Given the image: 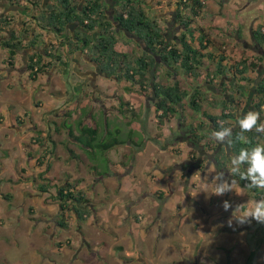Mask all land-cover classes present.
<instances>
[{"label":"rangeland","instance_id":"1","mask_svg":"<svg viewBox=\"0 0 264 264\" xmlns=\"http://www.w3.org/2000/svg\"><path fill=\"white\" fill-rule=\"evenodd\" d=\"M171 1L158 0L159 3L150 5L148 14L153 17V13L162 14L169 11ZM244 2L245 0H240L238 4ZM0 4L1 11L4 4L2 2ZM261 6L262 3L243 12L228 11L223 19L230 21L231 25L237 28H242L240 18L242 16L245 17L244 19L252 18L258 14ZM10 14L15 18L16 12L11 11ZM159 14L157 17L160 16ZM161 16H165V13ZM160 19L162 26L168 25L169 20L164 22L165 19H169L168 15ZM199 19L195 21V25L205 26L206 24L198 21ZM172 30L175 31L177 28ZM62 35H64L63 31ZM116 36L117 46L121 47L126 36L121 32L116 33ZM124 49L128 54L129 51L138 52L132 43H128ZM6 59L3 58L1 62L10 67ZM15 59L17 68L11 76L5 77L6 74L0 72V111L2 110L6 115L0 120V264H185L182 263L185 259L189 264H210V259L207 256L202 257V254L210 251L211 255L210 247L213 245H217V252L211 255V264L215 262L230 264L225 254L230 251L226 248H230L227 244H232V239L238 247L234 251L235 260L240 256L241 246L236 241V234H233L235 229H229L226 234L220 230L224 225H228L227 220H224L226 217L221 218V214L225 212L221 210L222 203L218 205L217 212L221 217L218 216L217 219L223 220H217L220 223L216 225V229L212 227L210 229L209 209L203 203L197 205L196 200L187 197V194L194 190L192 184L195 180L192 179L195 176L188 171L189 163L183 164L185 172L178 174L177 168L181 166L179 161L184 155L186 156V153L178 146L168 148L175 138H183L186 133L183 128L176 127L177 117L172 115L174 119L171 120L169 127L165 130L160 129L161 126H157L156 118L151 114L152 105L145 99L147 95L141 93L137 86L129 95L130 98H126L127 105L137 114V118L140 116V104L141 107L144 106L145 118L142 123L134 119L135 129H129L128 136L127 126L130 123L128 124L127 121L130 112H123L120 109L118 111L119 102L103 99V103L110 104L109 108H117V113L112 112L110 116H106L110 128L107 127L111 129L110 131L118 129L117 136L126 138V143L108 150L87 148L80 141L77 143L69 140L62 129L58 128V131L53 132L54 126L57 128L58 123L66 122V125H70L78 133L76 121L81 115L82 121L86 120L87 114L83 115L80 109H71V102H68L69 104L55 102L61 106L63 116L51 115L50 112L54 111L53 106L47 107L46 104L41 106L39 101L48 100L49 95L53 93L61 96L60 93L63 91L56 92L57 89L53 90L52 86L43 87L44 81L40 83L41 85L34 84L35 82L28 78L25 68H22L19 57L16 56ZM263 63L261 61L260 65ZM208 65L206 63L200 67L203 70L202 76L204 72L209 71ZM154 69L155 67L152 68L155 74ZM175 70L179 74V67L176 66ZM156 75L161 82H165L166 78L162 74L158 72ZM148 76L149 73H146L145 77ZM255 76L256 74L252 72V80ZM75 77L77 76L71 75L66 83L58 78L55 81L60 89L65 86L70 92L68 84L73 85ZM184 79L183 82L186 83ZM166 81L168 82L169 79ZM126 83L129 84L122 79L117 81L110 77L100 78V91L97 94L100 93L102 98L108 95L111 89V94L114 91L113 94L117 92L121 95V92H128L125 90L129 87ZM131 86L133 88L135 85L132 83ZM86 89H89L88 86ZM251 91L252 87L247 86L243 96H238L241 103H245L247 98L251 101L254 97ZM118 97L122 99L121 96ZM134 97L139 101L138 107L136 102L131 100ZM233 99L237 100L236 97ZM82 101L85 103V112L89 110L93 113L94 108L98 113L97 140H100L105 132L102 124L103 111L91 103L93 99L89 97V92L87 95L84 94ZM124 107L123 104L121 108ZM72 113L75 114L74 118ZM120 114L122 115L118 116ZM66 117L67 120L62 121ZM194 117L195 115L192 118ZM260 122L264 121L260 120ZM62 124L59 126L62 127ZM45 125L49 126V131L48 127L46 131ZM165 132L169 139L162 142L159 137ZM82 138L83 141L86 140L84 136ZM260 142L263 143L261 140ZM163 143L167 144L164 145L165 151L157 150ZM143 144L147 147L145 151L138 152L136 149L134 152V146L141 147ZM66 148H70L72 154ZM207 151L208 154L211 152ZM133 153L140 157V163L148 164V169L152 170L148 173L154 174V178L150 179L147 175L143 177L142 173L137 172L138 170L129 171L126 168ZM146 156L149 158L145 161ZM207 157L204 156L196 173L202 170L204 165L210 164L211 161ZM192 158L193 156L189 159ZM196 160L199 163V157ZM175 161H178L176 165ZM167 162L169 164L162 167ZM157 168H160L162 176L157 174ZM219 171L223 170L216 169V172ZM40 172L41 175L38 174ZM102 176L108 178L100 181ZM64 180L71 182L74 190H81L87 200L85 204L87 214L83 220L77 221L71 210H67L64 216L67 226L60 227L58 221H61L62 217L58 214L57 202L53 200L55 187L50 186L47 191L42 192L38 190V184L49 182L59 185ZM214 221L216 222L211 220V223ZM243 235V241L247 244L250 234L243 232ZM258 240L256 239L254 250L250 253V259H258L256 264H264V239ZM248 249L250 248H246Z\"/></svg>","mask_w":264,"mask_h":264},{"label":"trees","instance_id":"2","mask_svg":"<svg viewBox=\"0 0 264 264\" xmlns=\"http://www.w3.org/2000/svg\"><path fill=\"white\" fill-rule=\"evenodd\" d=\"M110 1L112 5L103 3L101 0H87V2L81 0H50L48 2L6 0L4 3V5L7 4L8 8L6 12L17 9L20 15L28 17L26 21H19L9 13H0V32L3 33L0 37V46L6 51L7 63L12 65L13 55L24 48L22 47V40L32 32L30 23L43 31L45 30V34L51 33L53 38H57V42L65 47L64 54L80 51L87 57L90 53L89 61H94L101 76L110 77L117 81L122 79L127 81L130 87L132 83L138 81L137 88L141 93L149 92L152 94V112L156 118L157 126H162L168 122L173 114L182 111L184 105L194 113H198L200 118L205 120L198 119L186 126L188 142L195 149L192 153L197 152V158L199 157L197 167L201 166L200 162L203 161L204 156L211 157L216 169L227 166L225 164L229 163L230 167L225 168L231 173V176L239 184L245 186L252 198L260 197L264 189L248 187L250 181L241 178V174L246 173L248 167L251 166L250 162L245 161L238 166V170L234 171L236 166L233 165L232 160L239 156L242 149L251 151L252 148L259 145V140L263 142H260V145H264V133H258L253 129L251 132L242 134L246 140L238 139L241 135L240 128L237 124L232 129V125L240 116L237 117L236 113L227 107H223L217 114L206 113L202 110L201 105L206 96L202 98L201 90L195 88L194 81L201 75L198 73H201L199 67L206 63L208 65L209 61L215 60L212 53L206 51L210 43L208 33L201 26L195 25L196 19L201 18L204 12L206 0H175L171 27L178 25L183 31L175 35L173 39L169 38L167 27L160 26L155 17L148 14L144 0ZM23 3H28V6L22 5ZM30 11V15L26 14ZM72 22L75 23L77 29L78 27L82 29L73 30L72 35H62L66 25ZM260 26L251 30V38L258 49H262L264 43V31H260ZM118 32L126 36L122 46H128V43H132L138 52L129 51L128 54L116 48V33ZM39 35L40 33H36L28 41H25L26 47L32 48L25 59V68L30 80H33L37 73L50 67L52 63L61 61V54L49 48L52 45L51 41L47 42L49 46L46 45L47 47H44L41 52L42 44L45 41L42 40L37 45ZM54 44L57 46V43ZM216 58L214 68L209 67V71L204 72L200 79L205 80L207 78L204 82L212 84L214 77H220L223 80L229 76V81L221 80L218 82V91L227 94L228 102L234 103L236 101V106L242 104L238 96H243L247 86L252 87L251 93L254 97L251 99V106L255 112L260 113V120L263 119L264 63L260 66L257 64V61H262L261 55L241 56L227 66L221 64L225 56L220 54ZM203 59H206V62H203ZM157 66H161L162 70L164 69L163 75L169 79L167 83L154 80L155 74L152 68ZM176 66L179 67L183 75L192 78L188 90L183 89L181 82H179L178 73L175 70ZM247 71L256 74L253 80L247 76ZM146 73H149L148 77H145ZM125 90L129 91L130 88L126 87ZM234 97L237 100L234 101ZM127 103L120 98L118 111L130 112L128 118L130 121L136 118L137 114L129 108ZM123 104L124 109L121 108ZM86 113L83 112V115ZM90 119H93L92 115H90ZM129 121H127L128 124ZM221 123H223V127L232 129L231 144L226 142L228 144L227 153H225L224 147L210 144V141L206 139L212 130L219 131L221 129ZM98 125V121L95 122L93 119V125L87 126L80 117L76 121L77 135L73 136L70 126H66L65 130L68 137L74 138L77 143L80 141L83 146L91 149L96 147L100 150H108L113 146L126 143V138L117 136L119 134L118 129L110 131L111 129L108 127L101 135L100 140H97V136H99ZM55 131H58V128L55 127ZM129 133L130 130L127 136ZM83 136L85 141H83ZM66 150L72 154L70 148H66ZM207 150L211 151L212 156L208 154ZM38 174L41 175V172ZM50 186L55 187L53 200L57 202L58 214L62 217L61 221H58V226H67L64 218L67 210H71L77 221L83 220L87 214L85 205L87 200L83 197L81 190H74V185L67 180L59 185L41 182L38 184V190L45 192ZM58 244L56 243V245Z\"/></svg>","mask_w":264,"mask_h":264},{"label":"crops","instance_id":"3","mask_svg":"<svg viewBox=\"0 0 264 264\" xmlns=\"http://www.w3.org/2000/svg\"><path fill=\"white\" fill-rule=\"evenodd\" d=\"M42 1L48 2L50 0H42ZM239 1L240 0H206V8H205L203 14L201 15V18L198 21H203L204 24H206L205 26H201L208 33V36L210 39V43L208 44V48L206 49V51L208 53L209 52L212 53V55L215 57L214 61H209V64H210L209 67L210 68H212V67L214 68V64H215V61L217 59L216 57H218L220 54L225 56L224 60L221 61V64L224 66H227L229 63H232L233 61L238 60L241 56L261 55L262 61L264 62V43H263L262 49H258L256 44L253 42V40L251 38V30L255 29L257 26L261 25L259 27V29L261 32L264 31V0H245L244 3L238 4ZM260 1H262V2H260ZM144 2H145L146 9H149L150 5H152V4L159 3L158 0H144ZM104 3H106L108 5H112V2L110 0H104ZM261 3H262V6H261L260 10L258 11V14L252 16V18H249L250 20L244 19L245 18L244 16H242L240 18L241 23L243 24L242 28H240V27L237 28L236 26L231 25L230 21L223 19V17L226 14H228V11L229 12H231V11L243 12V11L251 9L252 7L257 6ZM170 4H171V7H170L169 11L163 12L162 14L158 13L160 15L158 17H157V15H158L157 13H153L154 14L153 16L156 17L155 19L160 24V26H162L160 23V20H162V19H160V18H164L168 15L169 19H165L164 22L169 20L168 21L169 23L167 25L168 35L170 37V34L173 33L171 36V38L173 39V38H175V35H177L178 33H180L183 30H182V28H179L178 25H174L175 27H171L172 20H173V12H174V8H175V0H172L170 2ZM10 13L11 12H9V14ZM164 13H165V16H161ZM26 14L30 15L31 12L26 13ZM15 18H17V20H19V21L20 20L26 21L28 17L22 16L19 13H16ZM209 21H211V23H208ZM203 22H201V23H203ZM198 26H200V25H198ZM31 28H32V32H30V35L27 38L22 40V47H24V48L20 49L18 52L15 53V55H13V58H12L13 63H12V65H10V67L5 66L1 62L3 60V58H7L5 60V61H7L8 57H7L5 49H2L0 46V64H2L0 66V72H3V74H6L5 77L11 76V73L15 72L16 68H17V64L15 63L16 62V59H15L16 56L19 57V60L21 61L22 68L24 69L25 65H26V63H25L26 62L25 61L26 56L32 50V48L26 47L27 45H26L25 41H28V39H30L32 35H34L36 33H40L41 36L38 37L37 45L42 40L45 41L42 44L41 52H42V49H44V47L49 46V44H47V42L51 41L52 45H51V47L49 46V48L54 49V51L56 53L61 54V59H60L61 61L60 62L56 61V62L52 63V65L50 67H47L43 72L38 73L40 75L37 74L32 82H35L34 84H40L41 82L44 81L45 84L43 85V87L46 86L48 88V86H52L53 90L57 89V90H55L56 92L59 90L63 91L60 93L61 96H58V93L57 94H55V93L50 94L48 100L39 101V103H41L40 105L44 106L46 104L47 107L53 106L52 108L54 111L50 112V114L55 115V116L62 115V112H63V110L61 109V106H58L56 104L57 102L63 103V104H69L68 102H71V106H70L71 109H74V108L78 109V110L80 109L82 112H85V109H84L85 103L82 101V98L84 97V94H86V95L88 94L89 89H86L87 85H85L84 83H78V82L80 81V77L84 76L87 73V68H88L87 65L89 63L88 57H89L90 53L87 55V57L85 54H82L80 51H76L72 54H64V51H65L64 48L65 47L63 46V44H59L57 42L58 39L53 38L51 36V33L45 34V32H43V30L39 29L38 27H35L34 24L31 25ZM174 28H177V30L173 31L172 29H174ZM66 29H67V31L63 32V34L64 35H67V34L72 35L73 30L76 29L75 23L72 22V23L67 24ZM2 35H3V33L0 32V37H2ZM54 43H57V46ZM115 46H116V48L121 49V51H126V49H124L125 45L118 47L117 42H116ZM1 52H3V53H1ZM254 60H255V58H254ZM256 60H258V59H256ZM203 62H206V59H203ZM260 62H261V60L257 61L258 66H260ZM157 67L161 69V66L160 67L157 66ZM157 67L155 68V79L154 80L161 82L157 78L156 74L159 72L160 74L163 75V70L161 69V72H160V69L158 70ZM263 67H264V65H263ZM199 69H200V67H199ZM200 71H201V73L200 72H198V73L201 75L198 76V78L194 82H195V88H198L201 90L202 98L204 96H206L205 101L201 102L203 111H205L208 114H217L223 107H227V108L232 109L236 113V115L239 114L242 116H243L244 112L246 113L249 111H253V108H251V103H249L250 98H247L245 100V103H242L238 106H236V103H235L236 101L234 103L228 102L227 94L218 91V82H220L222 79H220V77L219 78L214 77V78H212V84L205 83L204 80L200 79L202 77L203 70L200 69ZM25 72H26V68H25ZM251 73L252 72H250V71L246 72L248 77L249 76L251 77ZM180 74H182L181 71L179 72V74H177L178 80H179V82H181L183 89L188 90L189 84H190L192 78L190 76H185V75H180ZM71 75H74L77 77H75V79L73 80V82H74L73 85L68 84V86L70 87L69 88L70 92L67 89H65V86L63 87L64 89L63 88L60 89L58 87V84H56L55 79L58 78V79L64 80V82L66 83L68 81V79L71 77ZM163 77H164V75H163ZM96 78L97 79L95 80V84L97 85V88H99L98 90L95 89L96 93H97L98 91H100V86H99L100 85V78H106V77L99 75ZM184 78H186V80ZM229 78H230L229 76L226 78H223L222 81H225V82L227 80L229 81ZM111 79H113V78H111ZM183 79L186 81V83L183 82ZM113 80H115V79H113ZM161 83H167L166 79H165V82H161ZM75 84L79 85V87L74 88ZM127 85L129 86L130 90L128 92H125L124 90H122L124 92H121V95H119V93H117V92H115V94H113L114 91L111 94L110 93L111 89H109L110 94L107 93L108 95H104V97H102V98H100V94L98 95V94L94 93L93 90L91 91V93H89V97L91 99H93L95 97L98 98V99H95L94 101H92L91 103H93V105L95 104L99 108V110L101 108L103 111L104 118L102 119L103 120L102 124L104 126V131H106V128L108 126L107 121H106V116H108V115L110 116L112 114V112L117 113V111H116L117 108L116 107L115 108H112V107L109 108L110 104L108 103V105H107V103H103L104 102L103 99H109L112 102H114V101L119 102L120 97H118V96H121L122 100L127 101L126 98H130L129 95L131 94L132 91L136 90V87H137L136 83H134L135 86L133 88H132V86L130 87L129 84H127ZM146 85H148V84H146ZM125 86L126 85L124 84L123 87H125ZM23 89H25V87H23ZM207 92H209V93H207ZM144 94L148 95L149 92H146ZM145 99H146V101H148L151 104L152 100L149 97H145ZM131 100L133 102L134 101L136 102L137 107L139 106V101L137 98L134 97ZM54 106H56V107H54ZM114 106H115V104H114ZM246 107H248L249 110H246L245 109ZM92 108H93V106H92ZM139 108H140V116L138 118L136 117L134 119H137V120L141 121V123H142L143 119L145 118V116H144L145 115V112H144L145 108H144V106L141 107V104H140ZM49 109H47V110H49ZM93 110H94L93 113H90L91 111L87 110V112H88V113H86L87 118H85L86 120L83 121V123H85L87 126L93 125V119L95 120V122L98 121V118H99L98 113H97V111H95L94 108H93ZM136 112H137V110H136ZM5 113H8V112H5ZM151 114L153 115V112ZM185 114H186V116H185ZM65 115L67 116L68 113H66ZM90 115L93 116V119H90ZM194 115H195V117L192 118ZM4 116H6V115H4L3 111L1 110L0 111V120H2L4 118ZM118 116H121V114ZM173 116L177 117L176 118V127L178 129H180V127L183 128V130L186 133H185V136L183 138H175V140H173L170 143V145H168V148L178 146L183 152L186 153V156H188V157H186L184 155L183 158L179 161L181 166L179 168H177V171H179L178 174H182L181 172L184 173L185 167L183 166V164L185 165V163H189L190 168H188V171H190V174H194V176H195V178L192 179V180H195V181H193L194 183L192 184V186L194 187V190L190 191L189 194L186 193L187 197L189 199L191 198L192 200H196L197 205L199 203L202 205V203H203V205H205L209 209V211H210L209 212L210 213L209 222L210 223L208 226L210 229H211V227L213 229H216L215 228L216 225L218 223H220L221 220H223L221 218L226 217L224 220H227V221L232 216L233 217L239 216V217L243 218L244 213L251 210L254 207L256 202L264 199V191L260 197L252 198L251 195L247 192L245 186L239 184L236 181V179H234L231 176V173L226 170L225 167H230L229 163H226L227 166H223L221 168L223 170L221 172L220 171L216 172L214 164L210 163L209 165H204L202 170H200L198 173H196V171H197L196 169H198V167H197L198 162H195V158H197L198 155H196V153H192L193 147H192V144H190L188 142V133H187L186 126L192 122L197 121L198 119L203 120V121L205 119L200 118L198 113H194L193 111H189L188 107L186 105L183 106L182 111H178V113L173 114ZM8 117H9V114H8ZM74 117H75V114L72 113V118H74ZM81 117H82V115H81ZM174 117H171L168 122L164 123L160 127V129L164 128L163 130H165L167 127H169L170 122L172 119H174ZM189 118H191V119H189ZM134 119L129 122L130 124L127 126V129H135L136 125H134V123H136V121H134ZM66 120H67V117L63 118L62 121H66ZM87 120H89L90 123L87 122ZM69 122H71V121H69ZM45 123H46V120H45ZM62 123H58L57 128L62 129L66 133L65 128H66V126H68V124L66 125V122L63 124ZM61 124L63 125L62 127L59 126ZM106 124H107V126H106ZM47 125H49V124H47ZM47 125H45L46 126L45 129L47 131V127H48V131H49V126H47ZM53 125L54 124L52 123V126ZM52 126H51V128H52ZM71 130H72L73 136L77 135L76 129H74V128L72 129V127H71ZM167 131H168V129H167ZM215 131H217V130H212L211 134ZM53 132L55 133V126L53 127ZM166 132L164 134L160 135V137H159V140H161L162 142H164L166 139H169L168 134H166ZM211 134L208 135V137L206 138L210 141V144L212 143V144H216L218 146L224 147L225 153H227V145H228L226 143L227 141L224 143L217 142L212 138ZM66 135H67V133H66ZM68 138L71 141L74 140V138H72V137H68ZM258 142L260 145V140ZM164 145H167V144L163 143V145L160 146L161 149L159 148L157 150L165 151ZM151 146H153V145H151ZM198 147H200V146H198ZM146 148L147 147H145V144H143V146H141V147L134 146V149H135L134 152L136 151V149L138 152H141L142 150L145 151ZM135 155H136V153L135 154L133 153V156H131L132 158L130 159L129 164L128 165L125 164L126 168H128L129 171L138 170L137 172L139 174L142 173L143 177H145L147 175V176H150V179L154 178L155 177L154 174L149 175V173H148V171L149 172L152 171L151 169H148L149 168L148 164H146V162H145V164H143V162L140 163L139 162L140 157L135 156ZM192 156L194 159L193 158H192V160L189 159ZM147 158H149V156L145 157V161ZM202 162H200V163H202ZM177 163H178V161H175V165ZM167 164H169V162H167L162 167H165ZM156 170H157V174H159V176H162L160 168H157ZM126 172H127V170L125 171V173ZM221 173L223 174V178L225 180H227L229 182V184L232 185V188H231V191H229L226 194L219 197V196H216L214 194H211V192H212L213 188L215 187V185L217 183H219V181L216 180L215 178ZM115 175H117V174L115 173ZM102 177H105V178H102ZM102 177H101L100 181L108 178L106 176H102ZM225 200L229 201V203L231 204V208L228 211H225L226 213L223 212L221 214V216H222L221 217L220 214L217 212L218 211V205H220L222 203L221 201H225ZM221 210H223V209L221 208ZM231 210H233V211H231ZM199 212L201 213L200 210H199ZM201 214L203 217H205L204 213H201ZM218 216H220L221 218L217 219ZM249 219H250L251 223H246L242 226H237V224L234 220L233 221L234 222L233 227H229L228 225H224V228H220V230H222L224 232V234H226V232L229 231V229H232V230L235 229L234 230L235 233H233V234H236V239H237L236 241L239 242L240 246H241V248L239 250L240 256L235 260L234 251L238 247L236 246L234 239H232L233 245L227 244V246H230V248L228 247V248H226V250L228 249L230 251L228 252V254H225V255L229 258L230 264H256L257 263L258 259L257 260H254V258L250 259V253H251V251L254 250V244L256 243V239H259V240L264 239V224L257 223L252 218H249ZM211 220H216V222L214 221L213 223H211ZM217 220H220V221L217 222ZM217 232H220V231L217 230ZM243 232L250 234L247 244L243 241L244 240ZM204 238H206V235H204ZM219 248H220V246H219ZM233 248H234V250H233ZM246 248H250V249L246 250ZM210 249L212 250L211 255H214V253L217 252V245H213L212 247H210ZM210 249H208V250H210ZM225 251H224V253H225ZM211 255H210V251L203 252L202 257L207 256L208 259H210V264H211V260H212ZM186 260L187 259H185V261H183L182 263L186 262ZM242 261H244V263H242ZM177 262L179 263L180 261H177ZM200 264H203V263H200ZM213 264H217V262H215Z\"/></svg>","mask_w":264,"mask_h":264},{"label":"clouds","instance_id":"4","mask_svg":"<svg viewBox=\"0 0 264 264\" xmlns=\"http://www.w3.org/2000/svg\"><path fill=\"white\" fill-rule=\"evenodd\" d=\"M261 120L264 121V118ZM258 121H260V113L255 111H249L239 118L237 123L241 135L238 139L246 140L242 134L251 132L253 129L258 133H264V122L258 123ZM211 135L217 142L224 143L227 141L228 144H231L230 137L232 135V129L223 127V123H221V129L213 132ZM245 161H249L251 166L248 167L246 173L241 174V178L250 181L248 187L264 189V145H257L252 148L251 151L242 149L239 156L234 157L232 160L233 165L236 166L233 170H238V166ZM215 179L218 180L219 183L215 185L211 194L222 196L231 191L232 185L223 178L222 173ZM221 206L224 211H228L231 208V204L227 200L223 201ZM249 218L254 219L257 223L264 224V199L256 202L251 210L244 213L243 218L230 217L227 224L229 227H233V221L235 220L237 226H242L246 223H251Z\"/></svg>","mask_w":264,"mask_h":264},{"label":"flooded vegetation","instance_id":"5","mask_svg":"<svg viewBox=\"0 0 264 264\" xmlns=\"http://www.w3.org/2000/svg\"><path fill=\"white\" fill-rule=\"evenodd\" d=\"M2 1V3L4 4L5 3V1L6 0H0V2ZM42 1V0H41ZM82 2H87V0H81ZM100 1V0H99ZM103 3H104V0H101ZM26 4V7L28 6V3H23L22 5H25ZM1 5V4H0ZM23 7V6H22ZM2 9H1V11H0V13H9V12H11V11H13V12H16V13H18L19 11H17L16 9L15 10H8L7 12H6V10L8 9L7 8V4H5V6L4 5H2V7H1ZM28 9V8H27ZM31 12V11H30ZM166 22V21H165ZM164 26H166L167 27V25H164ZM76 28V27H75ZM77 29V28H76ZM80 29H82V28H79L78 27V29L77 30H80ZM167 30V29H166ZM67 31V29H65V32ZM168 31V30H167ZM67 35H69V34H67ZM88 68H87V73L84 75V76H82V77H80V81L78 82V83H84L85 85H87L88 86V88H89V93H91V91L93 90L94 91V93H96V88H97V86H96V84H94V82H95V78L96 77H98L99 75H100V72L98 71V67L96 66V64L94 63V61H92V60H88ZM76 87H79V85H77V84H75L74 85V88H76ZM97 94V93H96ZM100 93H98V95H99ZM147 97H149L151 100H152V94L151 93H149L148 95H147ZM95 99H98V98H93V101L95 100ZM251 108H252V106H251ZM246 110H249L248 109V107H246L245 108ZM245 111V110H244ZM245 114V112L243 113V115ZM238 116H242V115H239V114H237V117ZM237 119V118H236ZM209 155H211L212 156V153L210 152L209 153ZM209 159H210V163H213V161H212V159H211V157H209ZM214 164V163H213ZM185 264H189L188 262H185ZM191 264V263H190Z\"/></svg>","mask_w":264,"mask_h":264},{"label":"water","instance_id":"6","mask_svg":"<svg viewBox=\"0 0 264 264\" xmlns=\"http://www.w3.org/2000/svg\"><path fill=\"white\" fill-rule=\"evenodd\" d=\"M263 70H264V68H263ZM239 118H241V117H238L235 121H234V123H233V125H232V129L234 128V127H236L237 126V122H238V119Z\"/></svg>","mask_w":264,"mask_h":264}]
</instances>
